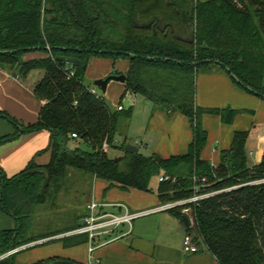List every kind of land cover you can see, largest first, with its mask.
Segmentation results:
<instances>
[{"label":"trees","instance_id":"trees-1","mask_svg":"<svg viewBox=\"0 0 264 264\" xmlns=\"http://www.w3.org/2000/svg\"><path fill=\"white\" fill-rule=\"evenodd\" d=\"M33 50L45 55L23 58ZM55 56L75 58L77 64ZM93 57L125 60L123 73L110 72L124 75L123 88L153 108L186 117L192 135L183 153L144 155L117 144V121L128 117L129 108L109 109L102 95L89 92L83 77ZM211 62L240 87L264 96V0H0V68L15 69L20 77L31 69L43 71L31 89L41 102L36 120L22 125L0 112L16 128L0 143L25 132H48L41 151L48 152L46 163L30 159L11 176L0 171V210L14 220L13 228L0 231V255L76 226L85 211L55 231H29L34 206L53 203L74 184L69 177L75 174L86 179L88 189L99 178L107 186L145 192L163 174L167 178L155 184L158 203L176 202L166 211L179 220L186 216L185 233L199 251H208L216 264H264V152L258 163L249 162V131L242 129L232 132L215 165L199 157L206 136L201 115L216 114L230 123L236 112L194 103L196 69ZM103 143L120 148L124 157L115 161L101 149ZM60 239L76 244L85 235ZM11 255L0 264H12Z\"/></svg>","mask_w":264,"mask_h":264},{"label":"crops","instance_id":"crops-1","mask_svg":"<svg viewBox=\"0 0 264 264\" xmlns=\"http://www.w3.org/2000/svg\"><path fill=\"white\" fill-rule=\"evenodd\" d=\"M23 58L30 57L23 55ZM105 59L108 61L107 65L101 67L93 79L113 71L124 72L126 69V61L123 59H117L113 63ZM88 65L89 62L84 74ZM11 70L13 71L0 68V112L6 113L19 124H31L36 120L41 104L31 91L36 80H26L24 76L20 77ZM119 84L122 86V82ZM194 103L200 107H228L236 110L230 123L222 122L216 114L201 115L200 124L206 133L204 144L199 150L201 159L215 165L219 152L228 148L232 132L248 129L245 143L248 160L252 164L261 160L264 150V96L240 87L219 64L211 62L196 69ZM145 129L152 131L150 135L158 133V142L151 147L150 152L160 157L183 153L192 135L185 116L178 112L167 114L157 108L149 113ZM15 130L13 124L0 117V137L11 135ZM150 141L148 139L149 143ZM47 143L48 132L45 130L21 133L0 143V171L5 176H11L23 169L30 159L40 165L46 163L48 152L41 151L46 148ZM103 183L106 192L102 196L92 195L91 189V196L98 201L122 203L128 211L160 205L156 195L155 198H150L144 195L145 191L124 189L117 185L107 186L105 181ZM148 214L151 215L145 220L141 216H138L139 219L133 218L126 233L94 247L90 254L86 241L72 244L71 239L63 241L60 238H48L50 235L45 237L46 240L40 238L16 247L11 253L12 264H33L47 259H68L89 264V255L98 260L96 264H216L214 257L206 250L194 253H184L181 250V240L185 233L181 220L166 209L154 210ZM79 219L81 217L77 221ZM13 227V218L0 210V231ZM121 230L125 231L127 227L122 225ZM9 254L8 251L1 254L0 260Z\"/></svg>","mask_w":264,"mask_h":264},{"label":"rangeland","instance_id":"rangeland-1","mask_svg":"<svg viewBox=\"0 0 264 264\" xmlns=\"http://www.w3.org/2000/svg\"><path fill=\"white\" fill-rule=\"evenodd\" d=\"M44 55L45 53L39 50L28 51L24 54V56L30 58H39ZM90 59L91 60H89L86 73L83 77V83L87 85H92L91 82L93 77L98 73V70H100L101 67L106 66L108 63L105 58L93 57V59ZM12 72L16 73V70L13 69ZM42 74L43 71L40 68L31 69L23 78L26 80H38ZM263 75L264 72L260 83L262 90H264ZM96 89L98 88L96 87ZM98 91L100 92V90ZM101 94L109 109H115V106L118 104L121 105L123 110H127L129 108L128 117H119L117 121L115 133V140L117 144L123 143L124 146L132 144L139 147V149L150 152L152 150L151 147L158 142V133L150 135L152 131L150 129H145L149 113L155 109L153 108V104L142 95L132 93L130 90L123 88L118 81L114 80L108 83V87ZM148 139H151L150 143L148 142ZM106 153L111 157L121 155L120 148H109ZM69 179L76 180L73 181L74 184L68 185L66 187L67 189L63 192H59L53 203L47 201L46 203L34 206L30 217V234L38 235L39 233L45 231L51 232L68 225L73 221L77 214L84 213L85 204L91 196V189L92 195L95 194L102 196L104 192H106L102 186L104 184V180L99 178L93 179L91 182V188L89 187V189L88 183H86V179L84 177L77 176L75 174L73 177H69ZM77 179L79 180L77 181ZM156 181V178L151 180L152 190L146 192V194H144L145 196L155 198ZM149 215L151 214L141 216L142 220L147 219V216Z\"/></svg>","mask_w":264,"mask_h":264},{"label":"built area","instance_id":"built-area-1","mask_svg":"<svg viewBox=\"0 0 264 264\" xmlns=\"http://www.w3.org/2000/svg\"><path fill=\"white\" fill-rule=\"evenodd\" d=\"M68 75H72V70L68 71ZM88 90L95 96L102 95L93 85H88ZM115 109L120 110L122 107L118 104L115 106ZM71 136L74 137L75 135L71 133ZM101 149L106 151L107 145L103 143ZM166 178L167 176L163 174H159L156 177L157 181H161ZM207 194L209 193L193 195L187 200H196L197 198L206 196ZM175 203L176 202H170L158 205L156 207L128 211L125 205L122 203L98 201L90 196L87 203L85 204V214L81 217V224L76 225L74 228L69 230L51 235L48 238H61L81 234L85 235L87 251L88 254H90L94 247L108 240L118 238L122 234L126 233L129 229L130 221L133 218L148 214L154 210L167 209ZM122 225H125L127 230L122 231ZM42 240H46V238ZM181 250L184 253H194L199 251L198 246L192 242L191 235L188 233H184L182 236ZM88 258L91 260L89 264H96L98 262L96 258H92L90 255Z\"/></svg>","mask_w":264,"mask_h":264},{"label":"water","instance_id":"water-1","mask_svg":"<svg viewBox=\"0 0 264 264\" xmlns=\"http://www.w3.org/2000/svg\"><path fill=\"white\" fill-rule=\"evenodd\" d=\"M55 59L64 61L70 65H76L77 64V60L75 58H72V57L65 58L63 56H55ZM123 79H124V75L122 73H120V74L107 73V74L103 75L102 77H98V78L93 79L91 83L93 86L97 87L101 93H103L105 91L106 84L109 81L114 80V81L122 82ZM126 150L132 151V152H139L140 154H144V155L146 154V151H144L142 149H138L137 146L132 145V144H127ZM123 157H124V155H118V156L114 157V160L118 161V160L122 159ZM36 171L41 172L44 175L46 174L42 168H37ZM181 221H182L184 226L188 225V221H187L186 216L182 215ZM81 222H82L81 219H79L76 224L80 225ZM14 249L15 248L9 250L8 252L12 253L14 251ZM50 264H82V263H78V262L71 261L68 259H54L50 262Z\"/></svg>","mask_w":264,"mask_h":264}]
</instances>
